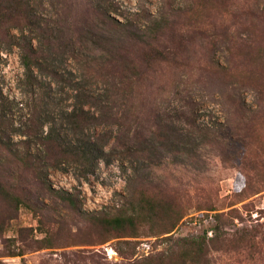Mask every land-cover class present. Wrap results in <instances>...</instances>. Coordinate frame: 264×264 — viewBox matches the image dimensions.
I'll return each mask as SVG.
<instances>
[{"label":"rangeland","instance_id":"374dc122","mask_svg":"<svg viewBox=\"0 0 264 264\" xmlns=\"http://www.w3.org/2000/svg\"><path fill=\"white\" fill-rule=\"evenodd\" d=\"M26 1L24 36L42 57L32 91L23 40L0 22V90L20 103L12 119L23 121L41 97L45 130L66 142L89 147L111 133L106 153L118 134L134 150L103 158L87 180L72 168L48 171L51 187L72 194L80 212L37 183L29 199L39 218L0 201V264H183L177 242L206 227L217 242L200 264H264V0ZM88 65L125 69L132 93L116 95L111 77ZM84 101L89 117H102L77 129L67 113ZM139 191L159 206L138 222L137 238L110 239L89 220L129 212Z\"/></svg>","mask_w":264,"mask_h":264},{"label":"trees","instance_id":"16d2710c","mask_svg":"<svg viewBox=\"0 0 264 264\" xmlns=\"http://www.w3.org/2000/svg\"><path fill=\"white\" fill-rule=\"evenodd\" d=\"M2 18L13 23L15 30L20 34V40H23L18 44L21 52L20 64L24 70L23 81L26 90L27 92L32 91L38 85L34 70H41L39 60L42 57L34 49L31 40H26L24 36L31 26L27 1L5 0V3L0 2V22ZM110 63L111 61L107 60L105 65L108 66ZM84 70L93 72L94 75L100 77H111V79L109 78L111 81L109 87L116 95L132 93L134 86L133 83L127 81L125 69L108 71V69H104V65L101 67L97 65L95 68L88 65ZM42 100L41 97L34 100L39 105L34 103L31 113H28L20 123H15L11 112L20 103L8 99L0 90V201L12 208L14 212L24 208L39 218L41 209L29 199V195L33 192L32 184L37 183L43 194L56 197L73 210L80 212L78 202L72 194L56 191L51 187L48 181V171L51 169L67 171L72 168L78 171L79 179L87 180L88 176L93 174L100 160L106 157L110 158V156H122L123 159L131 157L134 148L122 140L121 135L118 134L115 137V148L106 153L104 143L111 138V133H104L95 140L93 146L89 147L66 142L52 128L45 130L46 123L40 120L39 106L42 105ZM84 102L67 113L69 123L77 129L85 126L88 119L99 122L102 117L101 115L97 116L96 113L89 117V112L84 109L87 103ZM120 121L121 117L115 121L119 130L121 128ZM176 152H182V150ZM133 199L134 202L129 212H122L118 215L95 213L91 214L89 220L95 227L109 234L110 239L137 238L136 225L147 212L151 215L158 214L155 208L159 204L140 191L134 194ZM165 212L163 209L161 213ZM8 219L10 218L7 217L6 220ZM177 221L170 223L167 230L170 231L174 228ZM206 236L204 232L197 238L180 239L176 244V250L179 252L178 259L183 264H200L201 260L205 258L208 242L213 243L217 239L216 234L211 239H207ZM105 240L107 239L105 238ZM133 264H162V260L160 257H147Z\"/></svg>","mask_w":264,"mask_h":264},{"label":"built area","instance_id":"2783aa9c","mask_svg":"<svg viewBox=\"0 0 264 264\" xmlns=\"http://www.w3.org/2000/svg\"><path fill=\"white\" fill-rule=\"evenodd\" d=\"M207 220H209L208 222H212L213 221V218L211 216H209ZM196 223H197V221H194V224H196ZM199 226H200V224H199ZM209 228L210 227H206L205 228V231H204L207 236H211V234H212V229L211 228L209 229ZM142 246H143V248H145V254H147V250L149 249L148 245L147 244H143Z\"/></svg>","mask_w":264,"mask_h":264}]
</instances>
